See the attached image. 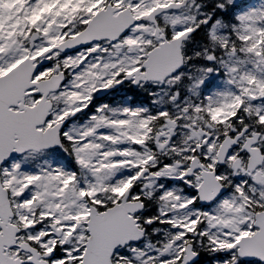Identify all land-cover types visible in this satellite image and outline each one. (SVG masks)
Returning <instances> with one entry per match:
<instances>
[{"label": "snow or ice", "instance_id": "6c2138e0", "mask_svg": "<svg viewBox=\"0 0 264 264\" xmlns=\"http://www.w3.org/2000/svg\"><path fill=\"white\" fill-rule=\"evenodd\" d=\"M202 253L264 264V0H0V264Z\"/></svg>", "mask_w": 264, "mask_h": 264}, {"label": "flooded vegetation", "instance_id": "af4514ba", "mask_svg": "<svg viewBox=\"0 0 264 264\" xmlns=\"http://www.w3.org/2000/svg\"><path fill=\"white\" fill-rule=\"evenodd\" d=\"M109 102L118 103L121 101H128L131 103H137L144 100L143 94H137L136 92L128 91L126 88L118 90L115 94L106 97ZM213 257L209 254L202 253L198 261V264H212Z\"/></svg>", "mask_w": 264, "mask_h": 264}, {"label": "rangeland", "instance_id": "374dc122", "mask_svg": "<svg viewBox=\"0 0 264 264\" xmlns=\"http://www.w3.org/2000/svg\"><path fill=\"white\" fill-rule=\"evenodd\" d=\"M250 2H257V0H250Z\"/></svg>", "mask_w": 264, "mask_h": 264}, {"label": "bare ground", "instance_id": "6f19581e", "mask_svg": "<svg viewBox=\"0 0 264 264\" xmlns=\"http://www.w3.org/2000/svg\"><path fill=\"white\" fill-rule=\"evenodd\" d=\"M132 92V91H131Z\"/></svg>", "mask_w": 264, "mask_h": 264}]
</instances>
